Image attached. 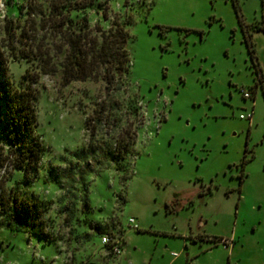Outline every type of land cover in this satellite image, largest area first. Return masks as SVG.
I'll list each match as a JSON object with an SVG mask.
<instances>
[{
    "label": "rangeland",
    "instance_id": "1",
    "mask_svg": "<svg viewBox=\"0 0 264 264\" xmlns=\"http://www.w3.org/2000/svg\"><path fill=\"white\" fill-rule=\"evenodd\" d=\"M262 1L93 0L69 15L86 16L89 40L114 16L132 20L128 76L106 88L95 64L63 84L67 46L41 21L51 0H0L4 76L21 89L23 75L37 77L44 148L30 186L20 170L3 182L40 204L44 236L0 227V264H264ZM131 136L125 160H111ZM197 234L210 241L193 242ZM105 235L123 240L119 256L100 244ZM233 236L231 252L218 240Z\"/></svg>",
    "mask_w": 264,
    "mask_h": 264
},
{
    "label": "trees",
    "instance_id": "2",
    "mask_svg": "<svg viewBox=\"0 0 264 264\" xmlns=\"http://www.w3.org/2000/svg\"><path fill=\"white\" fill-rule=\"evenodd\" d=\"M92 4L93 0H51L48 13L41 15L43 24L49 25L51 30L61 35L68 49L62 72L64 85L71 81H84L89 78L90 67L93 64L100 68L101 80L106 88L115 83L120 85L123 79L128 76L129 58L126 45L129 35L126 27L132 21L131 16L128 15L122 21L114 16L111 25L105 31L101 30L99 26H95V31L99 33V41L89 40L86 36L88 32L86 16L81 14L79 19L72 20L69 15L72 12L83 13ZM97 7L101 11V19L106 21L107 9L105 5L101 7V4H97ZM262 8L264 17L263 1ZM11 24L10 20L5 21L3 27L9 47L13 51L11 45L14 40V28ZM259 30L264 33V26H260ZM250 36L247 34L248 40ZM46 59V56H43L42 60H39L41 72L46 71L48 65ZM4 63L3 55L0 52V167L7 168V176H5L7 178L12 171L20 170L23 176L21 184L28 187L32 183V177L38 172V164L44 153V148L35 132L37 127L34 111L36 96L31 89V85L37 81V77L26 78V75H23L22 80H28L27 83L22 89L15 88L4 76ZM89 121L88 118L84 119L86 128ZM130 139L126 138L119 145L118 142L114 144L117 154L114 151L110 155L111 160L117 162L125 160V157L130 153L129 149L134 144L135 137L131 136ZM53 169L50 167L48 172ZM5 179L0 180V227L43 237L44 233L39 228L40 221H38L40 204L36 200L20 198L15 187L6 191L3 188ZM52 182L58 183V180L53 178ZM195 238L198 242L206 239L198 236L192 239L193 242ZM205 241L210 240L207 238ZM218 241L221 242L220 239ZM123 243L121 239L122 246Z\"/></svg>",
    "mask_w": 264,
    "mask_h": 264
},
{
    "label": "built area",
    "instance_id": "3",
    "mask_svg": "<svg viewBox=\"0 0 264 264\" xmlns=\"http://www.w3.org/2000/svg\"><path fill=\"white\" fill-rule=\"evenodd\" d=\"M240 93L244 99L250 98V92L241 90ZM251 117H252L251 112L247 113L245 115L239 116L240 119H244V120H250ZM6 169L7 168L5 166L0 167V180H2L6 176V171H7ZM128 224L131 226L132 229H134V230L137 229V226H136L134 219L129 218ZM220 243L223 246H227V244H228L226 240H221ZM100 244L102 246H104L109 251V254H111L113 256H119L122 252L121 239L117 236H109V235L102 236L100 238ZM171 256H175V254L171 253Z\"/></svg>",
    "mask_w": 264,
    "mask_h": 264
},
{
    "label": "crops",
    "instance_id": "4",
    "mask_svg": "<svg viewBox=\"0 0 264 264\" xmlns=\"http://www.w3.org/2000/svg\"><path fill=\"white\" fill-rule=\"evenodd\" d=\"M198 236H200V237H203V239L204 238H208L205 234H197L195 237H198ZM206 239H204V241L206 240ZM220 240H226V239H220ZM197 240H196V238H195V240H194V242H196ZM227 241V240H226ZM200 242H202V241H200ZM227 246L229 245V250L232 252L233 250H234V248H235V242H234V236H233V239H232V241H227ZM227 246H225V247H227Z\"/></svg>",
    "mask_w": 264,
    "mask_h": 264
}]
</instances>
